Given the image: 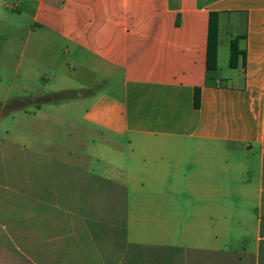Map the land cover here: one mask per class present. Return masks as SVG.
I'll return each instance as SVG.
<instances>
[{"label": "crops", "instance_id": "crops-1", "mask_svg": "<svg viewBox=\"0 0 264 264\" xmlns=\"http://www.w3.org/2000/svg\"><path fill=\"white\" fill-rule=\"evenodd\" d=\"M5 20L4 63L19 59L0 103L17 80L24 96L16 134L0 126V156L10 155L7 140L56 164L35 182L0 171V220L13 225L18 216L20 240L36 243L23 256L264 264V0H0ZM235 39L245 56L232 68ZM42 49L50 50L49 80L58 78L53 57L63 56L69 72L95 79L81 115L62 106L72 142L54 131L46 142L29 121L41 118L40 98L51 93H41L44 74L33 68ZM130 193L138 195L132 205Z\"/></svg>", "mask_w": 264, "mask_h": 264}, {"label": "rangeland", "instance_id": "rangeland-1", "mask_svg": "<svg viewBox=\"0 0 264 264\" xmlns=\"http://www.w3.org/2000/svg\"><path fill=\"white\" fill-rule=\"evenodd\" d=\"M5 22L6 23L0 22V96L6 97L7 88L10 85V83L6 81V78L11 74L12 71L18 68L17 64L19 56H13L9 60L8 65L4 63L5 54L7 53L10 46L9 34L11 32V28L7 26L8 21L5 20ZM49 51L47 49H42L40 51L41 56L39 57V60L33 64V68H38L37 71L40 72V74H44L43 77L39 78V84L42 86L41 93H51L43 94V96L40 98V106H42L43 109L41 118H38V120H34L33 118H31L29 119V121L33 124H38L40 125V127L43 128L44 133L42 135L40 134V137L46 142H51L52 140H55L56 137H53V131L54 133H59L58 138L61 141H65L67 143L69 142L68 139H70V142H72L74 141L75 136L69 137L68 134L70 133L69 125L73 120H70L69 112L62 110V106L66 105V107L69 109L71 105L75 106L77 116L81 115L83 110L82 103L88 100V94L89 91L93 88L92 86H94L95 79L91 74L83 73L78 70L76 72H74L73 70L69 72L65 68V63H67L68 58L67 56H63L58 58L53 57L55 59V70L57 72L56 78H58L55 79V81L49 80V71L46 69L47 63L45 62V59L48 58L47 55ZM19 69H21V67H19ZM101 82L102 81L99 80V84H102V86L108 88L105 82ZM19 84L20 82L17 80V82L14 83V87L12 88V90L8 93L7 105H2L0 103V126H8L11 128H15V131L12 135L16 134V129L18 128L19 123L18 115L20 110H16L15 108H18V102L24 96L20 93L19 89L17 88ZM63 92L69 93L70 96L59 99L54 98L56 94H60ZM82 94H84V97L81 98ZM27 98L31 99L30 96ZM49 115L51 118H53L55 122L57 120L61 122L60 125L62 127L59 128V131L54 130L53 123L55 122L52 121L51 118L48 121L45 120L44 117H49ZM13 117H16L15 121L13 120ZM45 145L47 144L45 143ZM2 147L3 149L10 152V155L8 157H5V155L0 156L1 172L16 171L19 174L20 172H26L28 180L30 182H35L36 172H48L52 171V169L56 167V164L52 163L47 158L41 157L40 159H38V157L34 153L30 152V150H28L27 152H24V150L23 152L14 150V148H11V145H9L7 140L4 142V145ZM49 149L51 150V147H49ZM21 153L27 156L26 163L20 161ZM2 158H4V161ZM5 160H11V163H9V161L5 162ZM137 196L138 195H136L135 193L129 194L128 200L131 205ZM143 196L148 197V195ZM157 196H159L160 198L163 197V195ZM14 219L15 220L13 221H16V224L13 225H4L3 222L0 220V264H43L34 257H25L21 254V251H25L29 248H34L36 243H26L20 240V226L18 224L19 217L17 216V218Z\"/></svg>", "mask_w": 264, "mask_h": 264}, {"label": "trees", "instance_id": "trees-1", "mask_svg": "<svg viewBox=\"0 0 264 264\" xmlns=\"http://www.w3.org/2000/svg\"><path fill=\"white\" fill-rule=\"evenodd\" d=\"M215 20H216V14L211 15V29H210L211 30V34H212L213 30H214V29H212L213 26H214V25H212V23H214ZM213 52H212V49L209 48V59L212 56ZM213 55H214V53H213ZM239 56H243L244 57L245 54H244L243 51L239 50V48H238V39H235L231 43L230 66L232 68H236L237 67ZM68 96H70L69 93L63 92V93H60V94H56L54 96V98L59 99V98H66ZM200 99H201L200 89H196L195 90V95H194V106H195V108H199L200 107Z\"/></svg>", "mask_w": 264, "mask_h": 264}]
</instances>
